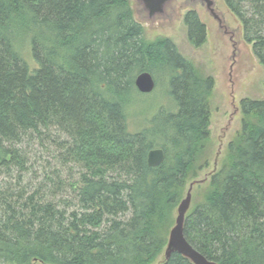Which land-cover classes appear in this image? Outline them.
<instances>
[{
  "label": "trees",
  "instance_id": "16d2710c",
  "mask_svg": "<svg viewBox=\"0 0 264 264\" xmlns=\"http://www.w3.org/2000/svg\"><path fill=\"white\" fill-rule=\"evenodd\" d=\"M224 2L264 67V0ZM184 24L202 46L195 9ZM143 71L173 102L131 132ZM214 85L170 38L145 37L131 0H0V264H152L208 166ZM241 104L242 130L184 232L219 264H264V100ZM159 147L165 160L151 166ZM162 264L194 263L174 252Z\"/></svg>",
  "mask_w": 264,
  "mask_h": 264
},
{
  "label": "rangeland",
  "instance_id": "374dc122",
  "mask_svg": "<svg viewBox=\"0 0 264 264\" xmlns=\"http://www.w3.org/2000/svg\"><path fill=\"white\" fill-rule=\"evenodd\" d=\"M131 5L135 19L144 27L146 38L154 39L161 36L170 38L179 52L190 60L201 74L212 76L215 80L210 97V137L206 142L208 166L199 170L197 176L191 178L183 190L181 200L185 198L193 181L205 179L193 186L192 202L188 214L195 202L203 197L211 174L219 170L227 159L230 142L235 140L242 130L244 120L242 100H264V67L254 54L252 44L244 40L242 24L230 12L224 0H215V7L226 27H221L205 5L199 1L176 0L170 13L154 19L148 17L136 0H131ZM190 9H195L206 25V42L200 47L192 45L187 37L184 16ZM230 33L234 35V40H237L236 46L230 39ZM23 46L25 59L33 69L37 63L32 53L29 52L28 42H25ZM166 82V80L157 81L156 88L151 93L136 92L133 94L127 109L131 132L146 127L149 119L160 108H171L173 99L169 95V84ZM42 152L45 156L48 155L45 149ZM176 216L177 208L174 212V219ZM164 250L152 264H162L165 261ZM34 264L44 263L35 261Z\"/></svg>",
  "mask_w": 264,
  "mask_h": 264
},
{
  "label": "water",
  "instance_id": "95a60500",
  "mask_svg": "<svg viewBox=\"0 0 264 264\" xmlns=\"http://www.w3.org/2000/svg\"><path fill=\"white\" fill-rule=\"evenodd\" d=\"M176 0H136L141 5V9L148 14L150 19L158 16H166L170 13ZM205 5L208 12L218 21L221 27H226L223 18L219 15L215 0H194ZM228 33V32H226ZM231 34V33H230ZM231 34L230 39L233 40L234 46L236 42ZM230 75V73H229ZM137 89L142 93H151L156 88V80L148 71L141 72L135 79ZM166 154L163 148H153L148 153V163L151 166H159L165 160ZM205 180V179H204ZM204 180H195L191 183L185 198H183L177 206V216L175 224L170 229L168 241L164 250L165 260H168L174 252L182 254L194 264H219L215 260L208 259L204 254L198 251L186 238L184 228L186 215L191 207L193 186Z\"/></svg>",
  "mask_w": 264,
  "mask_h": 264
}]
</instances>
